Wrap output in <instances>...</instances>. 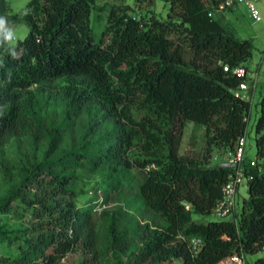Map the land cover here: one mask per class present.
Masks as SVG:
<instances>
[{"label": "trees", "instance_id": "16d2710c", "mask_svg": "<svg viewBox=\"0 0 264 264\" xmlns=\"http://www.w3.org/2000/svg\"><path fill=\"white\" fill-rule=\"evenodd\" d=\"M166 1L165 19L132 15L128 5L112 7L97 36L91 25L95 0H28L27 15L10 12L8 0H0V15L28 26L15 49L18 58L0 46V145L28 127L23 108L30 105L31 88L42 90L60 78L66 113L101 118L105 126L98 148L35 166L26 182L43 187L41 194L20 195L22 185L16 188L23 208L32 211L29 231L36 235L0 229V243L15 249L14 264H57L86 241L91 209L76 206L75 181L64 172L83 163L99 171L94 199L100 191L105 204L118 201L106 217L113 264H220L234 253L264 252V83L254 123L255 165L242 160L247 196L230 217L193 218L214 214L236 170L228 160L213 165L210 159L215 147L229 156L246 135L259 82L249 98L235 96L242 78L233 68L252 71L253 41L215 17L225 11L215 10L223 0ZM131 105L146 113L136 117ZM189 120L204 126L200 158L179 151ZM135 145L144 156L132 153ZM128 189L135 191L126 196ZM0 212L19 215L8 200ZM192 237L201 240L196 251ZM251 264H264V255Z\"/></svg>", "mask_w": 264, "mask_h": 264}, {"label": "rangeland", "instance_id": "374dc122", "mask_svg": "<svg viewBox=\"0 0 264 264\" xmlns=\"http://www.w3.org/2000/svg\"><path fill=\"white\" fill-rule=\"evenodd\" d=\"M28 0H8L10 12H20ZM128 5V12L135 16L148 18L154 16L159 19L167 18L169 3L166 0H95V8L91 12V25L96 35L99 36L104 28L109 10L112 7ZM257 5L262 13L263 19L253 22L248 15L247 9L240 5L227 9L224 13H217L215 17L227 21L228 15L234 25V31L239 38H251L253 41V54L249 61L253 72L258 71V87L254 90L251 98V108L248 115L246 128V147L244 156L247 160L256 154L254 123L259 114L260 91L264 83V0H258ZM22 38L28 31L26 23L19 19L13 23ZM190 59L191 53L187 50L185 54ZM65 84L63 78L56 79L44 84L42 90L35 86L31 88L30 105L23 108L27 118L28 127L22 135L13 137L4 145H0V203L12 204L19 212H0V229L12 235H21L27 231V236H35L30 230L32 211L23 208L15 190L20 185L19 194L27 193L33 195L41 194L43 187L26 182L35 166L44 159L55 158L61 155H72L76 151H90L99 147L98 138L102 135L105 126L101 118H95L88 114L68 115L66 113V102L61 92ZM134 115L138 118L146 112L138 105H131ZM204 142V126L186 121L180 146V153L193 157H202ZM135 156H144L140 146L135 145L132 150ZM229 156L225 148L218 147L212 151L210 163L213 165L225 164ZM71 174L75 181L76 206L90 207L88 238L83 244L77 245L72 252L65 255L57 264H113V257L109 250V236L107 234L106 217L111 213L115 201L105 204L98 191V200H95L94 183L99 177V171L91 164L83 163L79 168L64 170ZM138 172H134L133 179L138 178ZM28 183V185H27ZM131 189V188H130ZM128 189L126 196L132 195L135 190ZM247 196L246 185H240L237 200L241 201ZM150 215L158 222H163L155 213ZM216 216L209 214L205 216L193 215L195 220H214ZM35 220V219H34ZM25 236V235H24ZM26 237V236H25ZM0 255L6 261L0 264H14L12 258L15 249L8 246L6 242L0 243ZM245 263L251 264L253 260L264 255V252L255 254H244ZM160 264H179V261L161 262ZM220 264H229L225 258Z\"/></svg>", "mask_w": 264, "mask_h": 264}, {"label": "built area", "instance_id": "2783aa9c", "mask_svg": "<svg viewBox=\"0 0 264 264\" xmlns=\"http://www.w3.org/2000/svg\"><path fill=\"white\" fill-rule=\"evenodd\" d=\"M258 0H223L215 8L217 11H224L229 8L238 7L240 5L244 6L247 9L248 15L253 22H259L263 19L262 13L257 5ZM213 11L208 12L210 16ZM264 43V39H263ZM224 70H228V66L223 67ZM235 74L242 78L238 87L234 91L235 96H240L244 98H249V89L255 86L257 73L247 70L242 66H237L233 68ZM246 147V135H242L238 138L237 144L234 150L229 154L228 161L236 166L235 172L229 176L228 180L225 182L222 187V196L216 205L213 208V213L217 217H230L237 208L238 200L237 195L240 185L245 184L247 177L244 174L242 167V160L244 158ZM249 165H255V160L251 159ZM201 240L198 237H192L190 239L191 247L193 250H197ZM226 259L229 261V264H244L245 259L244 255L234 253Z\"/></svg>", "mask_w": 264, "mask_h": 264}, {"label": "clouds", "instance_id": "9594fccd", "mask_svg": "<svg viewBox=\"0 0 264 264\" xmlns=\"http://www.w3.org/2000/svg\"><path fill=\"white\" fill-rule=\"evenodd\" d=\"M29 9L23 8V15H27ZM21 39L17 28L9 23L7 16L0 15V46L7 45V51L13 58H18L15 51L19 40Z\"/></svg>", "mask_w": 264, "mask_h": 264}, {"label": "crops", "instance_id": "0c3cea01", "mask_svg": "<svg viewBox=\"0 0 264 264\" xmlns=\"http://www.w3.org/2000/svg\"><path fill=\"white\" fill-rule=\"evenodd\" d=\"M229 15H230V14H229ZM229 15H228V19H229V20H227V21L230 23V26H231V28H232L233 31H234V30H235V29H234L235 27H234V25L232 24V22L230 21V18H229L230 16H229ZM234 33H235V31H234ZM252 92H253V91H252Z\"/></svg>", "mask_w": 264, "mask_h": 264}]
</instances>
